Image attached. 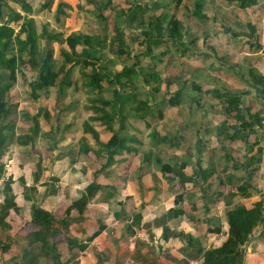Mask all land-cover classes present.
Returning a JSON list of instances; mask_svg holds the SVG:
<instances>
[{
  "label": "crops",
  "instance_id": "crops-1",
  "mask_svg": "<svg viewBox=\"0 0 264 264\" xmlns=\"http://www.w3.org/2000/svg\"><path fill=\"white\" fill-rule=\"evenodd\" d=\"M156 1L168 2L27 0L29 12L17 0L7 3L21 15L11 22L15 31L26 17L32 19L40 53L51 51L58 68L63 51L70 50L66 37L81 32L98 33L102 52L113 58L111 66L118 70L121 64L113 50L115 28L129 25L130 14L120 17L114 9L127 11L134 3L153 8ZM196 1H201L200 11ZM102 6L108 9L100 11ZM101 14L107 22L101 20ZM150 14L151 10L147 12ZM3 15L7 20L8 13ZM178 20L184 26L178 41L175 84L182 93L178 140L159 132L158 126L147 132L153 142L165 136V149L174 152L172 159L163 162L178 168V175L163 171L157 161L163 152L160 148L155 153L136 147L139 152L124 151L109 162L103 152L99 153L100 145L84 130V124H91L104 142L113 132L99 122L111 132L104 139L93 125L96 114L88 106L96 92L87 87L81 65L73 67L69 75L72 83L61 96L58 86H53L47 96L33 100L29 82L34 77L16 80L14 87L22 90L18 102L12 101L18 105L16 136L32 134L33 122L24 118L23 112L34 115L43 107L49 114H40V131L33 142L24 145L15 140L0 159L6 170L0 178V196L4 198V179L11 177L17 203V209H10L5 223H0V264H24L33 253L35 262L30 264H54L57 260L60 263L55 264H182L185 260L202 264L204 252L220 247L227 238L228 211L237 205L252 208L264 199V136L256 121L264 112V0H180ZM134 29L129 30L132 35ZM136 53L137 49L133 51ZM169 56L167 68L172 66L167 62L171 61ZM23 92L36 106L23 99ZM229 98L239 100V112ZM89 109L92 113L84 111ZM149 118L143 120L145 127ZM76 124L81 125L79 132ZM57 133L60 138L56 141ZM151 151L152 159L142 157ZM105 163L107 167L102 170ZM92 182L102 188L82 210L72 207ZM34 203L59 220L53 239L57 256L45 257L39 247L26 256L31 233L37 229L32 223ZM243 264H264V223L255 228L244 246Z\"/></svg>",
  "mask_w": 264,
  "mask_h": 264
},
{
  "label": "trees",
  "instance_id": "trees-1",
  "mask_svg": "<svg viewBox=\"0 0 264 264\" xmlns=\"http://www.w3.org/2000/svg\"><path fill=\"white\" fill-rule=\"evenodd\" d=\"M17 1L26 12L31 10L27 0ZM172 1L176 7L180 2V0H168L163 4L156 1V6L153 8L134 3L127 11L114 9L120 17L130 14L129 25L115 28L113 50L116 62L121 64V68L117 70L116 66H111L113 58L102 52V40L98 33L81 32H72L66 37L65 41L70 50L63 51L64 59L58 68L51 51L44 55L40 53V39L34 21L26 17L20 30L16 32L11 22L19 20L21 15L15 12L6 1L0 0V159L13 139L24 145L33 142L40 131V114H45V117L49 114L43 107L34 115L28 111L23 112L24 118L33 122L32 134H21L16 137V125L13 119L18 113V105L11 101V91L16 84V70L26 62L32 68H39L37 75L29 82L33 100H37L42 95L47 96L53 86H58V96L65 95L67 87L72 83L69 75L73 67L81 65L82 76L88 79L87 87L96 92V96L89 99L91 104L88 108L96 114L92 120H101L113 132L110 139L104 142L91 124H84V130L90 132L100 145L99 153L103 152L111 161L115 155L124 151L139 152L135 144L140 140L126 132L127 128L131 127L130 119L145 120L151 114L163 116L162 110L156 103L159 101L157 95L162 91L164 84L163 102H167L170 107L178 108L182 99V93L178 92V88L172 89L178 76L164 75L161 68L165 65L166 58L172 53V49L178 45L184 30L183 23L176 15L170 16L167 11L162 13L164 9H169L167 5ZM196 2V10L200 11L201 1ZM141 8L144 12L139 14L138 10ZM105 9H108V6H102L100 11ZM149 10L152 14L147 15ZM5 12L9 15L7 20H4ZM200 17L204 18V15ZM100 18L104 23L107 22L108 18L104 15L101 14ZM130 27H135L133 35L129 31ZM129 38H131L130 41ZM136 49L138 53L133 54ZM262 79L264 82V78ZM228 101L239 112V100L229 98ZM260 120L261 118H256L258 123ZM165 140L164 135L154 139L157 143L165 142ZM152 156V151L142 153L144 159H152ZM157 161L161 164L163 171L178 175V168L164 163L160 156L157 157ZM37 166L41 172L39 162ZM4 167L0 164V178L6 174ZM105 167L107 163L102 170H105ZM183 167L182 165V169ZM21 182L25 184L23 178ZM101 188L102 186L92 182L87 186L82 197L73 202L72 207L82 210ZM30 190H35V187H31ZM2 192L4 201L0 205V223H5L10 209H17L11 177L4 179ZM240 192L243 194L246 190L240 189ZM32 211V223L37 229L31 233L30 251L26 252V256L32 255L31 251L36 247L40 248V253H43L45 257L57 256L58 247L53 239L59 231L56 225L59 220L50 211L36 203L33 204ZM227 222V238L220 247L204 252L202 264H243L244 246L252 237L255 228L264 223V199L257 201L252 208L237 205L228 211ZM73 243L75 242H70V245ZM2 247L5 250V247ZM30 257L24 264L35 262L32 258L36 255L33 253ZM55 263H60V260ZM6 264L20 263L11 261ZM182 264H189V261L185 260Z\"/></svg>",
  "mask_w": 264,
  "mask_h": 264
},
{
  "label": "rangeland",
  "instance_id": "rangeland-1",
  "mask_svg": "<svg viewBox=\"0 0 264 264\" xmlns=\"http://www.w3.org/2000/svg\"><path fill=\"white\" fill-rule=\"evenodd\" d=\"M167 12H169L170 14H174L178 17V6H175V3L172 1V4L170 5L169 9L166 10ZM116 58V57H115ZM169 59L171 61H167L170 62L172 66H169L168 68L163 65L161 68L163 69V74L164 75H175L178 76V45H176L174 47V49H172V54L169 56ZM184 72V71H183ZM187 72V70L185 71ZM184 72V77L187 76V73ZM181 74V72H179ZM37 75V71L34 70L30 65H28L27 63L23 66H21L18 70H16L15 73V78L16 80L18 79H22V82H24L23 80H27L28 78H33ZM26 76V77H25ZM79 75H76V77H78ZM183 75H181L180 77H182ZM183 77V78H184ZM177 88V85H174L172 87V89ZM20 86L17 88H13L11 91V101L15 102V100H19L20 98L18 97V92L22 91L20 90ZM26 90V89H24ZM165 92V90L163 89L161 91V93H159L157 96L159 97V101H157V107H159L160 110H162L164 117L160 118V116L158 114H151L148 121V127H145L143 120H133V124H131L129 128H127V133H129L130 135H135L137 137L139 141V143H136L135 146L142 149V148H146V149H151L153 152L158 153L156 150L160 148L161 151H163L162 153L160 152L159 155L161 156L162 159H172L173 158V152L174 151H170L168 149H165V142H156L153 140H151L150 135L147 134V132L150 130V127L152 126H158V131H162V134H168L166 136L168 137H176L178 140V108L177 107H170L168 105L167 102H163L161 96L163 95V93ZM85 96V94H83ZM84 96H82L83 99ZM23 99H28V103L30 104V106L34 107V102H32L29 98L28 93H24L22 94ZM18 102V101H17ZM36 106V105H35ZM90 106V105H89ZM85 112H90L92 113V111L89 109L88 111L84 110ZM94 112V111H93ZM78 114H84L81 113L79 111H77ZM95 113V112H94ZM18 114V113H17ZM87 114V113H85ZM83 119V117L81 118ZM14 122L16 123V117L13 119ZM98 121V122H97ZM96 122L93 123V125L97 126L99 131L101 132V136L104 139H107L108 136H110V131L106 130L105 127L99 125V122L101 123V120H97ZM75 127H77L76 130H78V132L80 131V124H76ZM107 128V127H106ZM149 128V129H148ZM157 134V133H156ZM176 135V136H175ZM17 137V136H16ZM60 138V135L57 133L54 136V140H58ZM15 142V139H13V142ZM11 143V144H12ZM107 159V157H106ZM107 162H109V160L107 159ZM177 163V161H176ZM113 164V161L109 163V167H111ZM3 185V184H2ZM0 192H1V187H0ZM2 197V196H1Z\"/></svg>",
  "mask_w": 264,
  "mask_h": 264
},
{
  "label": "built area",
  "instance_id": "built-area-1",
  "mask_svg": "<svg viewBox=\"0 0 264 264\" xmlns=\"http://www.w3.org/2000/svg\"><path fill=\"white\" fill-rule=\"evenodd\" d=\"M4 1L8 2L9 0H4ZM257 128L259 129V131L264 136V112L261 115L260 122L257 124ZM3 201H4V198L0 196V205L3 203Z\"/></svg>",
  "mask_w": 264,
  "mask_h": 264
}]
</instances>
